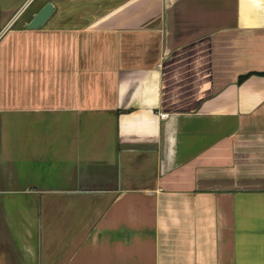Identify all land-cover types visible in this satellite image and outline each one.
Masks as SVG:
<instances>
[{
	"label": "crops",
	"instance_id": "obj_1",
	"mask_svg": "<svg viewBox=\"0 0 264 264\" xmlns=\"http://www.w3.org/2000/svg\"><path fill=\"white\" fill-rule=\"evenodd\" d=\"M0 264H264V0H0Z\"/></svg>",
	"mask_w": 264,
	"mask_h": 264
},
{
	"label": "water",
	"instance_id": "obj_2",
	"mask_svg": "<svg viewBox=\"0 0 264 264\" xmlns=\"http://www.w3.org/2000/svg\"><path fill=\"white\" fill-rule=\"evenodd\" d=\"M53 12L52 3H46L41 9L33 14L32 19L25 24L28 29H37L43 26V24L49 19Z\"/></svg>",
	"mask_w": 264,
	"mask_h": 264
},
{
	"label": "built area",
	"instance_id": "obj_3",
	"mask_svg": "<svg viewBox=\"0 0 264 264\" xmlns=\"http://www.w3.org/2000/svg\"><path fill=\"white\" fill-rule=\"evenodd\" d=\"M165 115H161V117H164Z\"/></svg>",
	"mask_w": 264,
	"mask_h": 264
}]
</instances>
